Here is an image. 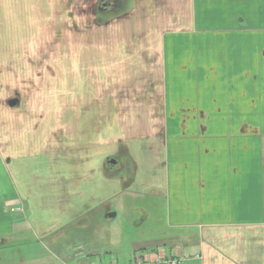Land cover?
I'll return each mask as SVG.
<instances>
[{"label": "crops", "instance_id": "crops-1", "mask_svg": "<svg viewBox=\"0 0 264 264\" xmlns=\"http://www.w3.org/2000/svg\"><path fill=\"white\" fill-rule=\"evenodd\" d=\"M105 1L114 8L111 0L101 5ZM124 8L131 23L167 29L133 32L132 39L141 41L137 48L114 56L93 47L90 54L76 53V62L92 71L104 64L140 73L131 79L145 80L157 92L148 103H155L162 127L148 135L155 136L159 171L153 173L161 178L148 186L165 200L168 230L160 240L140 244L141 254L133 257L169 253L183 264H264V0H125ZM155 8L170 12L153 20ZM148 39L158 41L156 47ZM97 103H91L92 116L99 119ZM152 147L146 149L151 154ZM0 183H10L2 171ZM33 226L16 193L1 192L0 264L86 261L81 244L61 241L62 229L38 234ZM29 247L44 255L20 250Z\"/></svg>", "mask_w": 264, "mask_h": 264}, {"label": "rangeland", "instance_id": "rangeland-1", "mask_svg": "<svg viewBox=\"0 0 264 264\" xmlns=\"http://www.w3.org/2000/svg\"><path fill=\"white\" fill-rule=\"evenodd\" d=\"M111 1L110 10L101 0H0V172L10 179L0 183V194L16 193L38 234L60 228L61 241L81 244L85 259L108 256L113 264H129L143 243L168 230L165 200L148 186L161 178L153 173L159 169L150 135L162 120L148 103L157 92L131 79L140 73L104 64L92 71L76 57L93 47L118 55L141 42L133 32L167 24L131 23L125 0ZM160 11L170 12L155 8L151 18ZM15 99L18 107L10 108ZM93 101L99 119L92 116ZM20 250L44 255L39 247Z\"/></svg>", "mask_w": 264, "mask_h": 264}, {"label": "built area", "instance_id": "built-area-1", "mask_svg": "<svg viewBox=\"0 0 264 264\" xmlns=\"http://www.w3.org/2000/svg\"><path fill=\"white\" fill-rule=\"evenodd\" d=\"M182 258L174 257L169 253L158 255L154 260L149 258H137L133 264H183ZM84 264H112V263H101L97 261H86Z\"/></svg>", "mask_w": 264, "mask_h": 264}, {"label": "water", "instance_id": "water-1", "mask_svg": "<svg viewBox=\"0 0 264 264\" xmlns=\"http://www.w3.org/2000/svg\"><path fill=\"white\" fill-rule=\"evenodd\" d=\"M17 104H18V101L17 100H12V101L9 102V106L10 107H15V106H17ZM108 164L109 165H112L113 164V160L112 159H109L108 160ZM113 216H114V214H110L109 215V217H113Z\"/></svg>", "mask_w": 264, "mask_h": 264}, {"label": "flooded vegetation", "instance_id": "flooded-vegetation-1", "mask_svg": "<svg viewBox=\"0 0 264 264\" xmlns=\"http://www.w3.org/2000/svg\"><path fill=\"white\" fill-rule=\"evenodd\" d=\"M112 4L111 2L105 1L104 3H102L101 7L104 9H108L111 8Z\"/></svg>", "mask_w": 264, "mask_h": 264}]
</instances>
